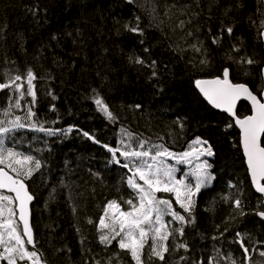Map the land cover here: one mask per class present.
<instances>
[{"label":"trees","instance_id":"obj_1","mask_svg":"<svg viewBox=\"0 0 264 264\" xmlns=\"http://www.w3.org/2000/svg\"><path fill=\"white\" fill-rule=\"evenodd\" d=\"M263 27L261 0H0V83L9 85L0 92V128L10 129L0 135V154L31 157L11 161L33 198L35 247L26 249L42 264H135L116 239L100 241L109 233L100 226L107 205L126 212L127 201L138 203L128 185L137 161L120 152L178 155L199 139L213 150L211 184L191 213L158 194L185 221L167 227L163 260L147 244L142 264H264L257 218L264 207L249 185L238 133L193 88L227 68L231 83L259 98ZM249 115L240 103L236 117ZM9 163L0 169L15 177Z\"/></svg>","mask_w":264,"mask_h":264},{"label":"snow or ice","instance_id":"obj_2","mask_svg":"<svg viewBox=\"0 0 264 264\" xmlns=\"http://www.w3.org/2000/svg\"><path fill=\"white\" fill-rule=\"evenodd\" d=\"M131 2V0H129ZM130 31H137L132 28ZM232 29L229 28L228 32L231 33ZM213 40V43H216ZM136 63H142L138 58ZM248 64H253L251 59L247 60ZM224 79H216L211 81H196V86L203 93L204 97L208 100L213 107L220 108L230 115H235L233 112L236 101L244 96L252 103L253 114L247 116L244 119H236V125L240 128L242 133V144L244 154L247 157L248 168L252 177V183L256 187V191L264 194V185H261L260 181L264 180V147H260L258 141L260 135L264 133V102L257 99L256 95L249 90L244 84H233L229 82V70H224ZM28 77V93L32 94V80L34 79L31 70L27 73ZM16 80H20L21 77L17 76ZM205 85H208L206 87ZM9 87L8 84L0 83V88ZM19 88V86H17ZM96 104L103 110L104 114L112 119V115L108 108L104 106L101 100L97 99ZM21 125L15 124L14 127H20ZM10 131L8 128H0V135ZM91 138V137H90ZM197 144L206 143V141H200L197 139ZM142 147V145H141ZM159 147V146H158ZM113 152L115 159V151ZM16 153L12 151L7 152V157L0 154V164L5 163V159L9 160L8 167L12 171L16 172V176L9 175L4 170L0 169V188H5L8 192L15 193V197L0 194V218L4 216V213H8V219L5 221L0 219V260H6L7 264H17V258L20 260L27 259L31 264H42L40 254L37 251H29L25 247V241L21 238V234L17 231L14 221L11 219L15 212L10 205L13 201H18L19 218L23 221L24 230L23 236L27 237L26 243L28 245H34L31 229L28 224V202L32 200V196L28 194L25 189L24 183L21 181V172L12 167L11 161H15L17 164H27L31 157L25 156L22 160H16ZM120 155L125 160H131L135 157L141 159V163L134 165L133 177H139V180L143 181V184L137 183L133 178L128 179V185L137 192L139 199V207H137L132 200L127 201L132 205L131 211L122 212L115 201H111L106 209L105 216L108 215V209H115L113 217H111V223H105V218H100L101 228L108 229V234H101V243H109L111 239L117 236H122L119 241V247L121 249H127L131 252L133 260L136 264H141V249L144 247V242L149 235V232L155 233L152 236V240L155 242L157 236L161 240H167L168 233L163 231L165 224L162 221L163 216L171 215L174 220L184 222L185 217L178 214L173 210L172 204L168 199H160L155 195L159 192H171L175 193V199L180 208L185 212L191 213L194 201L192 197L200 191V189L212 179L208 169L211 167L204 161L196 165L192 175L195 177V185L185 183L184 180H178L174 176L176 169L167 163L161 157L168 159H175L177 163H188L192 153L185 152L182 155H175L170 153L166 148L157 151L154 155H150L148 151H122ZM196 158L199 156H212L213 150L211 146L204 147L195 153ZM149 157L151 163L144 162L142 158ZM39 161L35 162V169L40 168ZM124 167H129V164H124ZM33 169H28L24 176L25 178L31 176ZM183 185V188L180 186ZM183 196V199H182ZM236 206L240 207V201H235ZM118 214V215H117ZM262 219H264V210L257 213ZM118 225V230H117ZM156 225H159L157 227ZM147 226V227H145ZM182 231V230H181ZM137 233L139 237L137 238ZM123 234V235H122ZM239 235V233H237ZM184 247L183 244L180 245ZM244 248L245 255L248 254V249L241 244ZM167 251L166 247L162 250H158L155 243L152 247V253L163 260V252ZM260 255L264 257V251L260 252Z\"/></svg>","mask_w":264,"mask_h":264},{"label":"rangeland","instance_id":"obj_3","mask_svg":"<svg viewBox=\"0 0 264 264\" xmlns=\"http://www.w3.org/2000/svg\"><path fill=\"white\" fill-rule=\"evenodd\" d=\"M204 148L201 144H197L196 142L191 144L188 151L189 153H192V156L190 157V162L188 163H177L175 159H168V158H165V157H161L160 159H164L165 160V163H167L168 165L174 167L176 169L175 173H174V176L176 177V179L178 180H184L185 183H190L191 185H195L196 183V180H195V177L192 175L193 171H190L188 169H186V167H188L189 169H193L196 167V165L200 164V163H203L204 161H207V158H209V156H205V155H201L199 156V158L197 159L196 158V155L195 153L198 152L200 149ZM139 150V149H138ZM157 151H155L153 154L151 155H154ZM183 154V153H182ZM182 154H178V155H182ZM134 159H136L137 162L134 163V165L136 164H139L141 163V159H138V158H135L133 157ZM142 160L144 162H147V163H151V160L149 157H144L142 158ZM133 174V172H132ZM134 180L139 183V184H143V181L139 180V177H134ZM209 184H211V180L208 182ZM181 188H183V185L180 186ZM203 188L200 189V191L202 190ZM199 191V192H200ZM197 192L193 197H192V200H195V197L197 196V194L199 193ZM137 194V192H136ZM158 194H170L172 196V199L173 201L175 202V204L180 208L179 204H177L176 202V199H175V193H171V192H159V193H156L155 195L158 197ZM138 199V197H137ZM161 199V198H160ZM182 199H183V196H182ZM137 207H139V199H138V203L135 204ZM10 207L13 208V204L10 205ZM132 208V207H131ZM182 209V208H181ZM132 210V209H131ZM174 210V209H173ZM175 211V210H174ZM115 213V209H108V215L105 216L104 214V218H105V223H111V217H113V214ZM178 213V212H177ZM179 214V213H178ZM118 215V214H117ZM0 219H3V220H7L8 219V213L6 212L5 213V216H3L2 218ZM14 223L16 224L15 222V217L11 218ZM162 221L163 223L165 224V228L162 229V232L163 231H166L167 227H170L171 226V223H179V221L177 220H174L172 218L171 215H165L163 216L162 218ZM157 227H159V225H156ZM147 227V226H145ZM117 230H118V225H117ZM18 231V229H17ZM123 235V234H122ZM155 235V233H152V232H149V235L148 237L146 238L145 242H144V247L149 244L150 245V249L152 250V247H153V244L155 243V245L157 246L158 250H162L163 246H164V243L163 241L164 240H161L159 238V236H157V239L156 241L154 242L152 240V236ZM139 237V234L137 233V238ZM122 238V236H117L115 237L114 239H116L118 241V246H119V241L120 239ZM114 239H111V240H114ZM143 247V248H144ZM120 248V247H119ZM121 249V248H120ZM122 250H125V251H128L131 255V252L127 249H122ZM0 251H3L2 248H0ZM142 251V249H141ZM135 261V260H134ZM0 264H7V261L6 260H0ZM17 264H31V262L27 259H24V260H20L19 258H17ZM135 264H136V261H135ZM141 264H142V261H141Z\"/></svg>","mask_w":264,"mask_h":264},{"label":"water","instance_id":"obj_4","mask_svg":"<svg viewBox=\"0 0 264 264\" xmlns=\"http://www.w3.org/2000/svg\"><path fill=\"white\" fill-rule=\"evenodd\" d=\"M261 4H262V7H263V10H264V0H261ZM261 42H262V47H263V51H264V27H263V30L261 32ZM224 74V72H223ZM222 74V76L220 78H215V79H208V80H200V81H211V80H216V79H220V80H223L224 79V75ZM228 79H229V76H228ZM261 79H262V91H261V94L259 96V98H257L258 100L264 102V67L262 68L261 70ZM229 82H230V79H229ZM231 83V82H230ZM206 87H208V85H205ZM193 88L195 90V92L200 96V98L203 100V102L214 112L216 113H219V114H222L224 116H226L230 121H232V124L235 128V130L237 131L238 133V136H239V147H240V151H241V155H242V159H243V164H244V168H245V171H246V175H247V178H248V181H249V185L251 187V190L253 191V193L261 198L262 200V205L264 207V194L260 193V192H257L256 191V187L255 185L252 183V177H251V174H250V171H249V168H248V164H247V157L245 156L244 154V149H243V144H242V133H241V130L240 128L236 125V119H238L236 117V110H237V107L240 103L242 104H245L248 106L249 110H250V115L253 114V110H252V103L250 100H248L247 98H245L244 96H241L235 103V106H234V109H233V112L235 115H230L228 112H225L223 111L222 109L220 108H216V107H213L212 104H210L208 102V100L204 97L203 93H201L200 89L196 86V82L194 83L193 85ZM3 90V88H0V92ZM249 115V116H250ZM246 118V117H245ZM244 119V118H243ZM264 137V133H262L260 135V138H259V145L260 147H262V139ZM6 172V171H5ZM261 185H264V180L260 181ZM25 185V184H24ZM25 189L26 191L28 192V189L25 185ZM0 193L1 194H4V195H8V196H11V197H15V193L13 192H8L7 189L5 188H0ZM29 194V192H28ZM30 195V194H29ZM14 202V205H15V214H16V222L20 228V232H21V237L22 239L25 241V244L28 248H32L33 246L32 245H28L26 243L27 241V237L26 236H23V230H24V224H23V221L20 220L19 218V208H18V204L19 202L18 201H13ZM33 203V198L31 201L28 202V224H29V227L31 229V205ZM257 218L262 221L264 223V219H262L259 215H257ZM32 232V231H31ZM33 236V235H32Z\"/></svg>","mask_w":264,"mask_h":264}]
</instances>
